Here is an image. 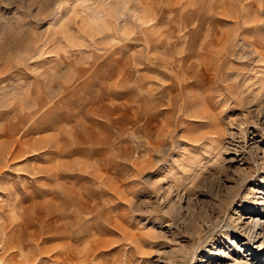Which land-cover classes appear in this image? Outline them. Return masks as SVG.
<instances>
[{
  "label": "rangeland",
  "instance_id": "1",
  "mask_svg": "<svg viewBox=\"0 0 264 264\" xmlns=\"http://www.w3.org/2000/svg\"><path fill=\"white\" fill-rule=\"evenodd\" d=\"M44 1L0 0V264L246 262L264 0Z\"/></svg>",
  "mask_w": 264,
  "mask_h": 264
},
{
  "label": "bare ground",
  "instance_id": "2",
  "mask_svg": "<svg viewBox=\"0 0 264 264\" xmlns=\"http://www.w3.org/2000/svg\"><path fill=\"white\" fill-rule=\"evenodd\" d=\"M49 1L45 0L42 7L44 8L47 3ZM31 3L34 4L36 3L35 0H31ZM50 7V6H49ZM203 12V11H202ZM3 28H5V26H3L2 24H0ZM7 28V27H6ZM8 39L5 40V42L0 45V52L6 50L9 46H10V34H8ZM13 43H17L18 40H14L12 41ZM192 53L191 57L194 56L195 54L192 52H188ZM189 56V55H188ZM180 68V67H179ZM193 68V67H192ZM195 70V69H194ZM194 72V71H193ZM194 74V73H193ZM196 74V73H195ZM263 138V142H264V137ZM18 142V140L16 141ZM19 145V142H18ZM261 159H264V150H261ZM22 152L21 151H16V150H12L9 151V153H7V161L8 158L10 157V162H12L13 160H16L18 158H20L22 156ZM257 161V160H256ZM61 166V165H60ZM250 181L248 175L241 181L242 183L239 185L243 186L246 183H248ZM261 183L264 184V178L261 179ZM255 186V185H254ZM256 194L259 193V190L257 189V186L255 187H249V189L247 190V194ZM240 193L238 192V189H234L232 192V195H234L233 197H229L227 199V201H225L226 203L224 204H220L219 208L223 209L224 207H228L230 208L232 206V204L235 201V198L239 195ZM246 197V196H245ZM231 205V206H230ZM261 207H264V198L261 202ZM172 213H174L173 211H171ZM225 212V210H224ZM251 213V217L249 219H251L250 223L246 224L245 227H237L236 225H233V215L232 217L227 220V222L225 223L224 227V231L223 234L226 235V237L228 238V240H231V232H233L234 234V238H232L233 240L231 241V244L235 247H237V251L241 254V253H246L248 252L249 255L245 256L246 262H244L243 264H250L249 261H254L256 264L258 262H260L264 256V254L262 253V255L260 256V253L257 252L258 250H261L264 252V208H258L257 210L253 211V212H249ZM219 215V214H218ZM231 216V215H229ZM215 218V217H214ZM217 219V218H216ZM240 219V218H238ZM177 223V222H176ZM188 223L191 225L192 227V231H193V235H196L198 233H200L202 231V229L206 226V224H208V226L210 225L211 228H214V230L216 229V227L218 226V221L214 220L211 216L206 215L203 220H197L194 217L191 218ZM242 223V222H241ZM235 224V223H234ZM218 228V227H217ZM210 230V229H209ZM240 230L245 231L248 230L249 232V237L243 238V236L240 234ZM238 235H241L238 237ZM218 236V235H217ZM217 238V237H216ZM215 237L212 238V241H214V239H216ZM219 238V237H218ZM243 238V239H241ZM211 241V242H212ZM216 241H219L218 239ZM243 248H248L247 250L244 251ZM11 255V254H10ZM13 256V255H12ZM78 257V256H77ZM76 255H70V256H56L54 258L51 259V261L54 264H71V263H85V264H90L89 263V257L84 256L81 260L79 258H77ZM172 258V257H171ZM14 259V258H13ZM12 261V260H11ZM10 261V263H11ZM170 261V260H169ZM241 262V261H240ZM19 264H24V263H19ZM37 264V263H36ZM254 264V263H252Z\"/></svg>",
  "mask_w": 264,
  "mask_h": 264
}]
</instances>
